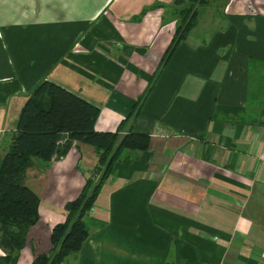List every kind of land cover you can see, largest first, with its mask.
<instances>
[{
	"label": "crops",
	"instance_id": "crops-1",
	"mask_svg": "<svg viewBox=\"0 0 264 264\" xmlns=\"http://www.w3.org/2000/svg\"><path fill=\"white\" fill-rule=\"evenodd\" d=\"M173 1L0 0V152L44 79L96 105V131L149 136L122 152L59 264H264V0H208L163 61ZM35 163L38 221L10 264L49 251L98 166L80 143Z\"/></svg>",
	"mask_w": 264,
	"mask_h": 264
},
{
	"label": "trees",
	"instance_id": "trees-1",
	"mask_svg": "<svg viewBox=\"0 0 264 264\" xmlns=\"http://www.w3.org/2000/svg\"><path fill=\"white\" fill-rule=\"evenodd\" d=\"M207 2L173 1L176 25L162 55L163 61L195 25L197 7ZM148 89L149 86L136 99L132 106L134 109ZM97 115L96 105L49 80L38 82L27 95L0 157V248L4 251L0 255V264L12 262L25 243L28 228L38 221V197L24 184L27 175L36 171L35 161L48 165L51 160L62 157L72 143L89 145L97 154V168L85 177L79 194L63 205L64 221L50 229L49 251L35 255L30 262L59 264L66 255L81 248L88 235L83 219L122 152L148 148L149 136L146 133L129 131L120 136L117 130L96 131L94 122ZM96 173L98 177L93 181L92 176Z\"/></svg>",
	"mask_w": 264,
	"mask_h": 264
},
{
	"label": "rangeland",
	"instance_id": "rangeland-1",
	"mask_svg": "<svg viewBox=\"0 0 264 264\" xmlns=\"http://www.w3.org/2000/svg\"><path fill=\"white\" fill-rule=\"evenodd\" d=\"M1 147H6V144H4V145H2ZM1 154H2V151L0 152V157H1ZM36 162V161H35ZM36 164V163H35ZM33 175H27V177L25 178V180H24V184L26 185V186H30V183H29V181H28V178H31ZM27 180V181H26ZM31 180V179H30Z\"/></svg>",
	"mask_w": 264,
	"mask_h": 264
},
{
	"label": "built area",
	"instance_id": "built-area-1",
	"mask_svg": "<svg viewBox=\"0 0 264 264\" xmlns=\"http://www.w3.org/2000/svg\"><path fill=\"white\" fill-rule=\"evenodd\" d=\"M260 156H261V158L264 160V148H263V150H262ZM97 177H98V173L94 174V175L92 176L93 181H95Z\"/></svg>",
	"mask_w": 264,
	"mask_h": 264
}]
</instances>
